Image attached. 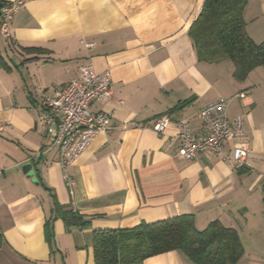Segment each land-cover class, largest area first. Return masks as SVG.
I'll use <instances>...</instances> for the list:
<instances>
[{
	"label": "crops",
	"instance_id": "crops-1",
	"mask_svg": "<svg viewBox=\"0 0 264 264\" xmlns=\"http://www.w3.org/2000/svg\"><path fill=\"white\" fill-rule=\"evenodd\" d=\"M1 1L24 7L11 41L0 37V264H95V231L188 215L199 230L214 221L236 229L245 250L238 264H264V66L239 81L231 61H199L189 29L204 0ZM243 17L263 43L264 0H247ZM88 62L111 71L112 99L91 110L113 119L69 167L70 189L38 110L42 95L77 79ZM221 99L230 100L231 123L244 118L245 137L226 141L220 154L178 156V120L202 139L200 112ZM165 115L172 122L159 136L152 125ZM235 144L248 150L241 169L232 164ZM65 211L91 224L69 227ZM145 264L192 263L169 252Z\"/></svg>",
	"mask_w": 264,
	"mask_h": 264
},
{
	"label": "trees",
	"instance_id": "trees-1",
	"mask_svg": "<svg viewBox=\"0 0 264 264\" xmlns=\"http://www.w3.org/2000/svg\"><path fill=\"white\" fill-rule=\"evenodd\" d=\"M5 4L0 0V9ZM246 4L247 0H204L189 29L199 61L229 60L239 81L264 66V42L255 43L246 31ZM62 219L69 227L81 228L92 221L72 211L63 212ZM3 242L0 234V248ZM93 249L95 264H145L169 252H178L192 264H238L245 253L236 229L214 221L199 230L193 215L142 223L131 230L95 231Z\"/></svg>",
	"mask_w": 264,
	"mask_h": 264
},
{
	"label": "built area",
	"instance_id": "built-area-1",
	"mask_svg": "<svg viewBox=\"0 0 264 264\" xmlns=\"http://www.w3.org/2000/svg\"><path fill=\"white\" fill-rule=\"evenodd\" d=\"M24 7L22 1L6 3L0 9V37L10 42L11 26L15 15ZM92 48L93 44H85ZM113 97L112 74L110 70L96 72L91 62L79 68L78 78L54 91L52 95H42L39 103L38 122L45 129L48 151L58 154L59 166L66 185L73 189L74 179L69 167L82 156L101 133L107 132L112 124V115L106 112H93L96 101L107 102ZM244 98L245 95H240ZM230 100L221 99L203 108L200 119L204 137L193 135L190 124L179 119L174 137L179 143L178 156L188 161L223 152L226 141L245 137L244 118L239 116L229 121ZM172 122L169 115L160 117L152 125L153 131L163 136ZM246 144H235L233 168L241 169L247 163Z\"/></svg>",
	"mask_w": 264,
	"mask_h": 264
},
{
	"label": "water",
	"instance_id": "water-1",
	"mask_svg": "<svg viewBox=\"0 0 264 264\" xmlns=\"http://www.w3.org/2000/svg\"><path fill=\"white\" fill-rule=\"evenodd\" d=\"M31 169H32L31 164H27V165L24 167V171H25L26 173H29V176H33V175H34V171H32Z\"/></svg>",
	"mask_w": 264,
	"mask_h": 264
}]
</instances>
